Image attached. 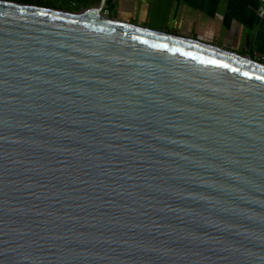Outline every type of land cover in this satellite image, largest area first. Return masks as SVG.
Returning a JSON list of instances; mask_svg holds the SVG:
<instances>
[{"label": "water", "instance_id": "water-1", "mask_svg": "<svg viewBox=\"0 0 264 264\" xmlns=\"http://www.w3.org/2000/svg\"><path fill=\"white\" fill-rule=\"evenodd\" d=\"M106 7L0 0V264H264V63Z\"/></svg>", "mask_w": 264, "mask_h": 264}, {"label": "crops", "instance_id": "crops-1", "mask_svg": "<svg viewBox=\"0 0 264 264\" xmlns=\"http://www.w3.org/2000/svg\"><path fill=\"white\" fill-rule=\"evenodd\" d=\"M100 1L55 2L62 4L60 10L78 11L97 7ZM259 5L260 0H115L110 17L246 56H264V18L257 15Z\"/></svg>", "mask_w": 264, "mask_h": 264}, {"label": "built area", "instance_id": "built-area-1", "mask_svg": "<svg viewBox=\"0 0 264 264\" xmlns=\"http://www.w3.org/2000/svg\"><path fill=\"white\" fill-rule=\"evenodd\" d=\"M110 2L112 4L115 3V0H110ZM103 14L107 17H110L111 15V10L108 9L107 7L103 10ZM257 15L260 17V18H264V0H260V5H259V8H258V11H257ZM250 57L255 60L256 62L258 63H264V56L262 55H257V54H254V55H250Z\"/></svg>", "mask_w": 264, "mask_h": 264}, {"label": "rangeland", "instance_id": "rangeland-1", "mask_svg": "<svg viewBox=\"0 0 264 264\" xmlns=\"http://www.w3.org/2000/svg\"><path fill=\"white\" fill-rule=\"evenodd\" d=\"M55 1L56 0H42V2L45 3V4H43L44 5L43 7H49V8L52 7V8H55V9L61 8L62 7V4H59L60 2H55ZM73 6H76L75 3H73Z\"/></svg>", "mask_w": 264, "mask_h": 264}, {"label": "trees", "instance_id": "trees-1", "mask_svg": "<svg viewBox=\"0 0 264 264\" xmlns=\"http://www.w3.org/2000/svg\"><path fill=\"white\" fill-rule=\"evenodd\" d=\"M20 2H23V3H29V4H35V5H40V6H44L43 4L45 3H41L40 1H32V0H18ZM107 8L112 10L113 8V4L110 2V0H107Z\"/></svg>", "mask_w": 264, "mask_h": 264}]
</instances>
